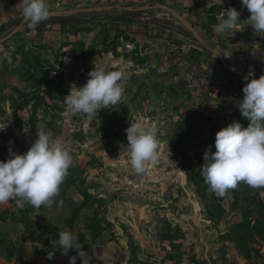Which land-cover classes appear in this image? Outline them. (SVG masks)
I'll use <instances>...</instances> for the list:
<instances>
[{"label": "rangeland", "instance_id": "374dc122", "mask_svg": "<svg viewBox=\"0 0 264 264\" xmlns=\"http://www.w3.org/2000/svg\"><path fill=\"white\" fill-rule=\"evenodd\" d=\"M148 3L156 1L119 5ZM91 6L99 5L57 9ZM93 22L109 23L123 33L137 23V28L148 29H143L148 36L154 30L185 29L165 10L126 15L116 9L49 18L26 32L42 33L53 24L91 27ZM12 28L0 32V38ZM185 33L197 41L190 31ZM98 52L95 47L86 52L79 44L52 48L41 39L18 34L0 44V130L5 128L0 131V161L8 158L9 147L17 154L26 152L40 129L51 131L53 139L60 137L73 157L51 207H19L15 200L0 203V264H69L78 250L62 254L56 240L63 231L73 233L90 264H264V189L241 182L218 197L209 191L200 170L207 147L213 145L215 151L219 130L234 121L247 127L249 121L237 107L240 101L229 100L224 106L226 113L232 112L207 130L210 119L202 115L176 128L170 124L163 142L169 102L166 95L151 92L147 79L152 73L148 76L141 67L144 56L132 50L123 54L120 64H113ZM94 65L125 70V93L113 109L73 115L64 96L73 83H86ZM138 121L156 123L159 141L157 162L148 163L140 175L128 163L125 132ZM51 252L52 259H47ZM76 264H82L81 258Z\"/></svg>", "mask_w": 264, "mask_h": 264}, {"label": "clouds", "instance_id": "9594fccd", "mask_svg": "<svg viewBox=\"0 0 264 264\" xmlns=\"http://www.w3.org/2000/svg\"><path fill=\"white\" fill-rule=\"evenodd\" d=\"M18 4L29 29H35L51 16L47 0H19ZM241 5L250 12L247 20L253 32L264 33V0H241ZM240 15L235 8L225 9L217 16L214 32L232 31ZM225 55L228 56L226 52ZM88 77L82 87L73 83L64 96V103L73 115L92 116L101 109H113L125 93L122 81L128 78V73L123 69L106 71L94 65ZM243 80L246 81L242 88L244 95L237 107L249 123L244 127L234 121L219 130L215 134V151L212 145L207 147L200 167L209 191L218 197H224L241 182L253 189H264V75L257 79L250 70ZM23 131L27 132L28 128ZM125 132L128 163L134 174H143L148 163L158 160V126L131 122ZM36 135L26 152L17 154L9 147L8 158L0 161V203L15 200L19 207L27 204L35 208L51 207L55 203L60 186L73 165V157L60 137L53 139L51 131L40 129ZM76 241L71 231L59 232L56 240L64 255L73 248L78 250L77 255L69 257V264H76L78 257L82 264H90L88 253ZM54 252L48 253L47 259H52Z\"/></svg>", "mask_w": 264, "mask_h": 264}, {"label": "crops", "instance_id": "0c3cea01", "mask_svg": "<svg viewBox=\"0 0 264 264\" xmlns=\"http://www.w3.org/2000/svg\"><path fill=\"white\" fill-rule=\"evenodd\" d=\"M136 1H158L161 3H170L176 11L183 15L184 18L195 27L207 46L216 48L224 54L226 52V54H228L227 60L233 66L244 71L246 74L252 70L257 79L261 75H264V33L257 34L253 32L250 22L247 20L250 17V12L241 5V0H237L233 7L240 12V20H238L235 29L224 34H217L213 30V25L218 23L217 16L219 15V12H202L198 8L199 0H47V3L51 9H57L71 7V5L79 7L81 5H86L87 3L97 5H119ZM18 3L19 0H0V32L11 29L14 27L13 23L17 19L22 18V11ZM81 25H84V23ZM86 25L89 27L88 24ZM139 25L140 24L136 23L134 24L133 29L127 30L123 33L122 31L117 32V30L111 29L109 23L104 24L103 22H93L88 30H81L76 34L70 31L71 27H64L63 24H53L45 29L42 32L43 34L37 30L26 32L28 28L24 26L17 34L22 38L35 37L36 39H41V41L46 42L52 48L61 47L62 49H65L67 46L79 44L87 52L90 47H95L100 52H98L97 56L101 57V55H105L106 59L113 62V64H120L125 52L129 53L132 50L138 51L140 55L144 56V62L141 65L142 72H150L148 76L152 73L147 79V82L150 83L152 87L151 92L160 94V97L166 95L167 97H163H165V100L170 104L166 103L170 110V118L169 122H167L168 124L164 125L165 127H162V134L165 139L163 142H167L168 139L165 137L166 134L164 129H168L170 124H174V128H176L184 121H188L194 116L201 115L210 119L205 130L212 126L213 123H217L218 120L222 118V115L226 113L227 107L218 104L216 98H213L207 105L205 114L197 112L190 113L185 101L184 87L176 79L170 61L165 57L158 56L151 52L149 47L150 36H148V32L145 33V31H143V29H148L145 27L139 29V27L137 28ZM185 32L189 33L186 28L184 31L174 28L167 33L174 38L190 40ZM192 40L194 41V38H192ZM127 43H130L132 48H127ZM106 44L108 45L107 48L104 47ZM200 45L203 47V50L193 49L191 52L192 57L198 62L214 64L219 68V71L223 73L225 68L221 67L220 58L210 50L206 49L202 44ZM63 63L67 64L68 61H64ZM176 112H179V116L176 115ZM230 112L232 111L229 110L226 114H230ZM197 141H199V139Z\"/></svg>", "mask_w": 264, "mask_h": 264}, {"label": "built area", "instance_id": "2783aa9c", "mask_svg": "<svg viewBox=\"0 0 264 264\" xmlns=\"http://www.w3.org/2000/svg\"><path fill=\"white\" fill-rule=\"evenodd\" d=\"M236 1L199 0L198 8L204 13L217 11L220 15L225 9L233 8ZM150 35L151 52L170 61L176 79L184 87L185 101L190 113L205 114V109L213 98L222 105H226L229 100L240 101L243 98V79L226 69L221 73L214 64L198 62L192 57L193 49L203 50L196 41L174 38L159 30L152 31ZM126 47L132 48V45L127 43ZM176 115L179 116V112Z\"/></svg>", "mask_w": 264, "mask_h": 264}, {"label": "water", "instance_id": "95a60500", "mask_svg": "<svg viewBox=\"0 0 264 264\" xmlns=\"http://www.w3.org/2000/svg\"><path fill=\"white\" fill-rule=\"evenodd\" d=\"M113 9H118L121 11H128V12H144L149 10H165L169 14H171L175 19H177L181 24L190 31L198 43L202 44L206 49L210 50L214 54H216L224 66L226 70H228L231 74L238 76L243 79L245 75H247L244 71L238 69L237 67L233 66L228 60L227 56L220 52L216 48H211L206 45L204 39L201 37L199 32L195 29V27L186 19L183 15H181L178 11H176L172 6L156 2L153 4H145L140 6H121V5H99V6H91V7H81V8H69V9H52L50 18H67L77 16L79 14H87V13H101L105 11H111ZM26 26V21L23 18L13 27V29L4 37L0 38V44L6 42L11 37L15 36L19 33L22 28ZM251 79V77H250Z\"/></svg>", "mask_w": 264, "mask_h": 264}, {"label": "trees", "instance_id": "16d2710c", "mask_svg": "<svg viewBox=\"0 0 264 264\" xmlns=\"http://www.w3.org/2000/svg\"><path fill=\"white\" fill-rule=\"evenodd\" d=\"M113 10H116V9H113ZM112 11V10H111ZM105 12H107V11H105ZM122 13H124V14H126V15H131V14H133L134 12H128V11H121ZM102 13H104V12H101L100 14H102ZM79 15H81V14H79ZM22 18H19V19H17L14 23H13V26H15L20 20H21ZM71 27V29H70V31L73 33H77L78 31H86V30H88L89 29V27H87V25H79V24H73V25H71L70 26ZM79 27V28H78ZM220 65H221V67L222 68H224L223 67V65L220 63Z\"/></svg>", "mask_w": 264, "mask_h": 264}]
</instances>
